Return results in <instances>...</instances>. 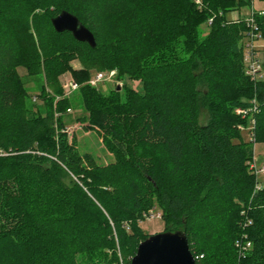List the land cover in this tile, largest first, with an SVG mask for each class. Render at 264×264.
<instances>
[{
	"label": "trees",
	"instance_id": "1",
	"mask_svg": "<svg viewBox=\"0 0 264 264\" xmlns=\"http://www.w3.org/2000/svg\"><path fill=\"white\" fill-rule=\"evenodd\" d=\"M245 4L0 0V264H131L156 205L166 226L186 232L197 264H264V185L256 190L254 145L237 112L256 96L255 141L264 139V81L245 72L247 21L226 16ZM64 10L95 47L56 31ZM254 18L264 39V15ZM20 67L44 77L40 103ZM94 69H116L128 85L104 93L88 83ZM66 72L80 84L77 120L115 156L106 165L68 139Z\"/></svg>",
	"mask_w": 264,
	"mask_h": 264
},
{
	"label": "rangeland",
	"instance_id": "2",
	"mask_svg": "<svg viewBox=\"0 0 264 264\" xmlns=\"http://www.w3.org/2000/svg\"><path fill=\"white\" fill-rule=\"evenodd\" d=\"M197 3V2H196ZM198 4V3H197ZM200 5V4H198ZM264 10V0H250V4H245L243 6H237L236 9H232L231 11H228L226 16L228 20H236L239 18H251L253 11L256 13ZM202 30L204 31V35H206L210 31V26L208 23H204L201 26ZM259 47L258 56L261 59V61L264 63V39H260L256 43ZM72 66L74 69L81 68L82 64L79 60L75 59L72 61ZM106 69L102 70H92L91 76H95L96 72L98 71H105ZM19 72L23 79L25 80V85L28 89L29 95L32 98V101L35 103H40L41 101L37 99V101L33 100V97L35 95H38L40 92L44 81V77L42 75H35V76H27V72L25 68L20 67ZM118 72V71H117ZM74 78L71 72H66L62 75V83L67 78ZM89 81V80H88ZM260 81H264L263 78L260 79ZM89 83V82H88ZM90 84V83H89ZM130 84V83H129ZM91 85V84H90ZM121 85V88L125 85H128V81L124 79L122 76L119 75L114 80H104L101 81L98 85L94 86L91 85L98 90L108 93V91L117 89V87ZM139 83H134V86H138ZM63 87V86H62ZM75 93V92H74ZM72 94L70 96L71 99V107L70 111L67 110L68 113H65L64 120L66 122L65 131H67V134L69 136V141H74L77 151L81 156H90L89 158L92 159V162L94 164L98 165H106L113 161L115 159L114 154L109 151L106 144L103 141L102 136L100 135V132H98L95 128H89L87 127V123H82L77 120V117L83 114V109L81 108V100L78 93ZM65 96V93L62 95ZM253 103L256 100V96L252 99ZM41 109V108H40ZM44 111V108L41 109ZM209 107L208 104L205 101L201 102L198 118L199 121L204 124L209 119ZM57 116V115H56ZM243 118L247 119V125H244V128L241 129L243 131L244 137L250 141L252 145H254V159H256L257 165L262 167L264 166V139H260L257 141L251 140V131L250 128L252 126V119H254L253 113H248L246 115H242ZM0 153H3L2 150H0ZM75 178V176L72 173H68V176L65 177L66 180H69L70 178ZM258 183L260 185H264V174H260L257 176ZM152 214V217L150 215ZM140 224L144 231L150 235L163 232L167 230L168 228L173 231V225L166 226V222L162 219V211L161 209L156 205L152 209H150L144 220L140 221ZM117 264V263H116ZM118 264H126L121 260Z\"/></svg>",
	"mask_w": 264,
	"mask_h": 264
},
{
	"label": "water",
	"instance_id": "3",
	"mask_svg": "<svg viewBox=\"0 0 264 264\" xmlns=\"http://www.w3.org/2000/svg\"><path fill=\"white\" fill-rule=\"evenodd\" d=\"M56 31H70L78 41H86L96 46L93 32L69 11H62L52 19ZM121 89V85L117 87ZM131 264H197L188 236L184 230L163 231L152 234L138 247Z\"/></svg>",
	"mask_w": 264,
	"mask_h": 264
},
{
	"label": "built area",
	"instance_id": "4",
	"mask_svg": "<svg viewBox=\"0 0 264 264\" xmlns=\"http://www.w3.org/2000/svg\"><path fill=\"white\" fill-rule=\"evenodd\" d=\"M254 1V0H252ZM198 4H201V0H196ZM260 15H264V10H261L259 12ZM256 14L255 11H253L251 18H246L247 25L250 27V30L247 32L245 36V42H244V60L246 62V74L249 75L252 80L258 81L259 79L263 78L264 76V65L261 59L258 56L259 47L256 44L260 39H263L261 31L258 28V25L255 22L254 15ZM210 22L212 19L209 20ZM118 76V72L116 69H110L105 71H98L96 72L95 76H91L89 79V83L91 85H98L101 81L104 80H114ZM80 87V84L75 81L74 78L70 77L67 78L63 83V89L65 96L70 97L74 92H76ZM38 97L35 95L33 97L34 101H37ZM253 107H251L249 110L245 109H237V112L246 115L248 113H253L256 110V104L257 101L253 103ZM71 110L70 108L68 109ZM254 126H255V120L252 119V126L250 128L251 131V140L255 141V133H254ZM244 128V126H242ZM2 154V153H1ZM250 167L255 173L256 176L260 174H264V166L260 167L257 165L256 159L253 158V160L250 163ZM262 185H260L258 182L256 184V190L260 189ZM146 216V215H145ZM152 217V214L150 215ZM238 246L242 249V251H246L252 247V243L249 240H244L243 242H238ZM199 257L196 256L195 259H198Z\"/></svg>",
	"mask_w": 264,
	"mask_h": 264
}]
</instances>
